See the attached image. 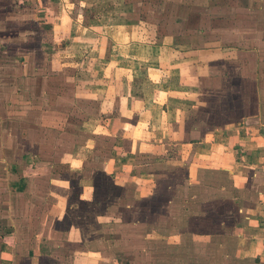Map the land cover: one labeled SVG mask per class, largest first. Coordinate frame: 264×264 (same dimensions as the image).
<instances>
[{
	"label": "rangeland",
	"instance_id": "374dc122",
	"mask_svg": "<svg viewBox=\"0 0 264 264\" xmlns=\"http://www.w3.org/2000/svg\"><path fill=\"white\" fill-rule=\"evenodd\" d=\"M243 6L248 8L242 10ZM247 9L251 10L246 0L0 1V154H5V170L13 163L23 165L15 162L22 153L31 155L29 164L35 168L36 154L58 160L97 126L101 140L110 145L113 141L103 127L108 125L106 117L120 109L113 98L122 72L131 75L124 82L126 89L152 90L149 84L155 85V78L170 70L166 64L180 55L174 44L182 49L240 44L238 26H264L262 13L250 17L252 10ZM256 10L264 11V5ZM163 42L167 49L159 51L156 46ZM252 46L256 44L248 45ZM229 53V59H236L231 49ZM219 84L202 85L197 88L201 91L197 104L180 105L179 118L194 119L199 134L221 121L220 100L212 96V88L220 89ZM16 136L23 139L13 145ZM103 152L107 153L105 147ZM50 162L60 169L59 162ZM164 165L157 170L166 171L168 184L183 180L185 168ZM110 181L105 177L103 183L111 191L94 202L96 209L77 203L83 208L80 218L68 220L82 226L86 245L97 236L109 264L113 259L116 264H237L234 225H222L223 214L215 208L221 192L212 190V205L206 203L210 193L198 186L190 188L191 197L197 196L190 202L186 191L180 195L175 189L169 200H158L157 195L139 199L135 182L125 188L124 182L114 186ZM88 206L93 207V219ZM210 206L213 221H205L204 211ZM224 249L230 257H223Z\"/></svg>",
	"mask_w": 264,
	"mask_h": 264
},
{
	"label": "crops",
	"instance_id": "0c3cea01",
	"mask_svg": "<svg viewBox=\"0 0 264 264\" xmlns=\"http://www.w3.org/2000/svg\"><path fill=\"white\" fill-rule=\"evenodd\" d=\"M246 2L252 10H246L251 11L250 17L260 13L264 17V11L256 10L264 0ZM237 37L242 43L204 49L191 45L182 49L174 44L182 52L166 64L170 70L164 69L155 85L149 84L152 90L126 89L124 82L131 75L122 70L113 98L121 104L120 109H114L112 118L106 117L108 125L103 127L113 141L110 145L101 140L97 126L89 138L75 143L58 160L36 154V168L29 164L31 155L27 158L22 153L15 162L23 165L13 163L6 171L2 152L0 264H109L97 236L94 243L86 245L89 240L82 226L68 221L69 216L80 218L82 204L96 209L94 202L110 193L103 183L105 177L114 186L124 182L125 188L135 182L134 195L139 199L157 195L158 200H169L177 190L180 195L186 191L190 202L197 198L189 193L193 186L205 194L211 195L213 189L215 194L221 192L214 207L223 214L222 225H234L237 264H264V26L240 25ZM165 42L156 48L166 50ZM250 43L256 47H248ZM230 49L236 59L227 56ZM209 82L221 86L212 88L213 98L220 100L221 121L199 134L194 119L179 118V108L186 101L197 104L201 92L197 88L208 87ZM134 116L135 121H127ZM185 127L188 131L181 132ZM21 139L14 137L13 145L21 144ZM50 161L59 162L60 169ZM164 164L185 168L183 180L168 184L166 171L157 170ZM89 168L91 173L86 176ZM218 174L222 177L219 183ZM206 201L214 204L212 195ZM171 202L176 203L175 199ZM88 208L92 218L94 213ZM211 211L213 206L205 208L203 220L213 221ZM212 240V236L206 237V245ZM225 251L223 257H230ZM112 263L116 264L114 259Z\"/></svg>",
	"mask_w": 264,
	"mask_h": 264
}]
</instances>
